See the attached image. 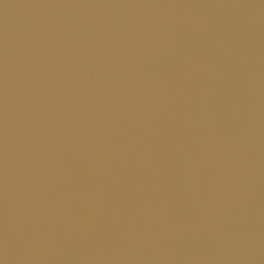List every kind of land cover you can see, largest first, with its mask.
I'll list each match as a JSON object with an SVG mask.
<instances>
[{"label":"water","instance_id":"95a60500","mask_svg":"<svg viewBox=\"0 0 264 264\" xmlns=\"http://www.w3.org/2000/svg\"><path fill=\"white\" fill-rule=\"evenodd\" d=\"M0 264H264V0H0Z\"/></svg>","mask_w":264,"mask_h":264}]
</instances>
